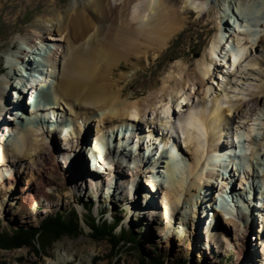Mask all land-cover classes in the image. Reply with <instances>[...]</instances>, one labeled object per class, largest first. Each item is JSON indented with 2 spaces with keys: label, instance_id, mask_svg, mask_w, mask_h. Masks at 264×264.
I'll return each instance as SVG.
<instances>
[{
  "label": "bare ground",
  "instance_id": "bare-ground-1",
  "mask_svg": "<svg viewBox=\"0 0 264 264\" xmlns=\"http://www.w3.org/2000/svg\"><path fill=\"white\" fill-rule=\"evenodd\" d=\"M27 1L33 3L37 0ZM226 1L228 8L221 4L220 0H184L179 6L171 0H74L66 8H58L57 2L53 1L54 8L50 12L52 22L49 25H36L34 30L36 35L22 38L21 41L24 45L14 54L15 58L11 56L9 60L10 72L6 76L4 75L0 82V121H2L4 112L11 105L8 97L10 88H15L13 90L17 91L18 83L27 82L25 76L30 77L31 80L29 81L32 82L31 85L35 86V89L37 87L44 88L50 82L49 79L52 78L50 89L54 95V111H52L50 118L48 114L42 115L40 121L49 123L48 129L53 127L57 129L58 136L65 138L68 135V139H64L65 141L68 140L67 147H69L68 144L75 142V139L79 141L83 137L81 131L84 129L90 132L86 128L91 119L95 118L99 123H103L102 131H97L95 146L89 150L86 147L88 153L96 156L97 163L94 169L87 170L86 159L79 157L75 162L72 160V168H69L71 171H67V175L71 179L78 176L76 164L78 162L83 170V172L81 170L82 176L79 178V183L81 181L83 186L87 187L88 181H90L91 186L96 185L100 189L107 184L109 186L106 188H110V185L114 184L112 187L114 188L113 195L119 193L125 196L129 193L133 199L137 198V200L143 195L144 205L142 208L146 215L145 219L151 223L156 232L158 231L159 237L166 238L165 242L167 243H169L171 236L177 235H180V239L184 241L182 236L185 234V227L190 222H195L192 232L194 235L198 234L197 230L200 223H204L203 208L205 205L207 206V201L212 203V198L208 199V195H205L207 201L204 200L205 196L202 198V193L205 190L204 185H206L204 180L213 175L217 176L214 174L217 173L214 172L217 171L214 167L218 166L220 162L222 163L221 160L219 162L218 156H212V149L216 150L215 153H222L219 150L224 144V138L230 145L233 118L240 119L241 124L248 120L247 125L251 127L249 123L256 119L253 118V115L249 116V111L252 108H259L263 109L264 112V2L259 0ZM209 2L212 3V6L208 5V7ZM217 2H219V10L215 12ZM210 8L214 9L212 13L215 12L217 20H219L218 34L213 39L206 55L198 60L196 70H194L193 57L189 56V58L186 53L177 54V57L185 56L183 61L178 62L172 69H167L168 71L164 73L163 77L161 71L159 76L162 79L159 77L151 84L149 83L148 92H150L151 98L146 101L137 100L136 97L139 96L140 92L141 94L144 93L141 89L138 90L139 92L137 90L132 93L128 92L130 85L138 80L141 75L139 69L133 64V60L139 62L145 57L151 59L154 55L153 51L158 50L159 52L165 49L171 37L188 22L192 12L200 17L201 23L205 26L210 24L212 20L207 18ZM228 11L230 12L227 13ZM222 12L226 15L222 16ZM230 13L236 17H233L236 20L233 24L235 29L231 27ZM213 30L210 28L208 32ZM36 55L43 58V63L46 64L44 68L38 64L40 62H37L39 60H37ZM19 65L23 67L21 68ZM237 66L238 68H236ZM33 67H37L40 71L38 72ZM129 67L130 70L135 68L132 75H128L125 71ZM258 67L261 71L256 69ZM249 68L253 70L250 76L260 78L259 84H250L248 89L242 88L243 91H249L248 99L235 102L236 96L231 95V93L232 90H238L239 85L233 82V77L237 76L239 70L246 71ZM145 69L147 73L151 70V68ZM25 70L30 75L25 73ZM154 73L151 72L150 76L152 77ZM216 74H219L222 80L219 79V89L213 92L215 90L214 82L217 81ZM44 77L47 78L46 81L42 80ZM14 79L18 82L16 83ZM146 81H148L147 78L142 81V84L144 85ZM160 84H162V88L159 87ZM251 89L255 91L251 92ZM200 95H203V98L199 97ZM211 97L212 99L209 100ZM28 106L31 107L29 103ZM55 107H58V113L55 111ZM56 115L61 120L62 117L68 118L70 123L57 128ZM25 116H20L18 112L16 114L17 126L6 130V134L4 130L1 135L0 184L5 183L7 176H9V180H12L11 161L16 162L15 160L22 158V156L29 159L36 157V162L40 161L43 146L41 142L43 139L41 140L40 136H44L40 129L44 125H40L38 128L34 124V117ZM176 118L179 120V126L185 138L184 147L186 151H182L181 157L183 158L180 162L185 164L183 167H187L186 174L182 173L183 169L178 162L179 160L174 158V147L168 146V141L173 138V130L170 124ZM131 120L136 122L142 120L149 125L147 126L151 133L144 135L145 137L141 134L139 137L141 140L148 139L147 147L143 146L137 149V144L132 148L129 146L128 141L130 139L128 137L131 138L133 134L128 132V129L134 127L133 131L136 132L134 135H139L136 125L129 123ZM113 123L120 125L122 136H124L123 142L117 147L115 143L111 142V136L107 135V132L116 128L108 127V124ZM159 125L169 132L167 136L165 132L162 134V140L155 133V126ZM238 127L242 129L241 126ZM253 132L254 129L250 128L242 136H240L242 133H235V137L236 139L243 137L245 143L258 147L255 148L257 151L252 153L256 160L252 164L256 163V165L261 166L264 165L263 159L261 160V157L264 158V152L262 153L261 150L264 134L253 136ZM46 136L48 137V135ZM125 138L128 140H124ZM158 138L162 143L163 149L161 151L164 150V147L168 150V158H171L169 160L165 158L168 161L164 162L163 152L159 156V151L153 144V141L158 140ZM127 147H130V151ZM146 150L149 153L147 155L149 161L145 160L146 156L145 158L142 157ZM155 151L158 153H154ZM230 152H232L231 149ZM133 153H136L134 154L136 158L130 162L128 157ZM152 154L155 156L153 157ZM151 155L153 158H149ZM156 156L159 157L157 160H151ZM188 157H192V159L188 161ZM185 160L188 161L187 165ZM214 160H216L215 164L213 163ZM229 160H231V156ZM146 163L151 165L145 168L144 164ZM224 164L222 163V165ZM131 165L134 166L132 170L134 178L131 182L127 181V184H122L121 180L124 178L122 167ZM33 167H30L32 181L47 182V177L43 176V170L37 168L38 170L35 171L34 168L36 167ZM253 168L250 169L249 167V171L246 170L243 173L246 174L245 177L255 174L257 169ZM102 169L109 170L112 175L114 174L111 181L87 180L86 177L89 175L87 171L95 173L94 170H96L99 173ZM162 169H165L168 179L164 187L165 210L158 212L153 189L157 188L156 180L161 176ZM24 170L23 168L20 171L23 172ZM140 175L143 180L148 181L147 185L151 186L152 191L144 192L137 180ZM233 177L231 178L234 179ZM221 178L219 196L222 198V194H229L227 192L228 190L230 192V189H227L225 185L227 178H224V175L223 177L219 176V180ZM242 181L239 183L241 187ZM228 182L232 183L229 179ZM252 185H250L249 193L252 191ZM206 190L211 191L210 188ZM46 193L44 191L43 195L47 196ZM109 193L111 194V192ZM230 194L232 197L226 195L224 200L227 202L229 199L231 204L228 202V206L223 211L234 218L233 222L239 228L238 240L244 244L248 232H252L256 224L255 217H253L257 210H255L254 202L257 200L264 201V191L261 194L257 192L254 196L253 194L249 197L245 195L246 198L251 199L250 202L241 193L235 194V190H232ZM197 197L200 198L197 200ZM22 199L19 204L21 209L31 202L29 194L24 195ZM202 204L204 205L202 206ZM231 206L234 210L229 209ZM241 206L245 210L248 209L247 211L252 215L246 218V213L237 209ZM219 215L214 214V218H211L210 222H206L211 226L207 228L205 233H207L206 242L210 244L213 242L214 245L217 242L216 246L222 247L227 235L224 233L226 229H223ZM217 216L219 219L215 218ZM197 218L200 219L198 223ZM256 258V254H252V261Z\"/></svg>",
  "mask_w": 264,
  "mask_h": 264
},
{
  "label": "rangeland",
  "instance_id": "rangeland-1",
  "mask_svg": "<svg viewBox=\"0 0 264 264\" xmlns=\"http://www.w3.org/2000/svg\"><path fill=\"white\" fill-rule=\"evenodd\" d=\"M53 1L57 2L56 6L58 8L59 7L66 8L69 4L73 3L74 0H37L33 3L28 2L27 0L1 1L0 70L3 71L5 68L7 69L4 70L2 75H0V82L4 77V75L6 76V74L10 72L8 63L9 60L11 59V56L15 58L14 54H16L19 48L24 45L21 39L28 36L29 37L35 36L36 31L34 30L36 25H40V24L49 25L52 22L51 20L52 17L50 12L52 8H54V6L52 5ZM183 1L184 0H171V2H173L178 6L181 5ZM259 1L264 2V0H259ZM220 2L221 4L225 5L226 8H228V2L226 0H220ZM208 5L212 6V3L210 4L209 2L207 6ZM210 9L211 10L207 18L212 21L207 26L201 23L200 17H198L195 12H192L191 16L188 19V22L184 25V27L180 31H178L171 37L168 46L165 49L161 50L162 53L161 51L158 52L157 50L156 52L153 51L154 55L151 57V59L145 57V59L143 58L142 61L139 62L133 60V64H135L136 68L139 69L141 75L139 76L138 80H136L133 84L130 85L128 89L129 93H132L135 90L139 92L138 90L141 89L144 93L141 94L140 92L139 96H137L136 99L141 101H146L150 99L151 95L150 92H148V85H150L152 81H154L159 77L162 79L163 75H165L164 73L168 71L169 68L172 69V67L177 65L178 62L183 61V59L185 58V56L177 57L176 56L177 54L186 53L188 57L189 56L193 57L195 62L194 70H196L198 60L201 59L204 55H206L207 51L209 50L212 44L213 39L218 34L217 30L219 29L218 28L219 20H217V14L215 12L219 10V2H217L216 11L214 13H212L214 9L213 8ZM229 12L230 11H228L227 13ZM223 15L226 14L222 12V16ZM230 15L231 17L229 19H230L231 27L235 29L233 24L236 21L234 20V18L236 17L233 16L232 13H230ZM210 28L214 30L209 33L208 29ZM37 55H36V58L38 57L37 60L41 61L38 64H41L42 68H44L46 64L43 63L44 62L43 58ZM38 64H36L37 67ZM19 66L21 68L23 67L22 65ZM34 68L36 70V67H33V69ZM145 68H151V70H149L147 73L145 72L146 71ZM236 68H238V66ZM258 68L256 69L261 71V69ZM134 69L135 68L130 70L129 67L125 71L127 72L128 75H132V73H134L133 72ZM161 71L163 73L162 77L159 76V73ZM24 72L28 73L26 72V70ZM31 72L32 71H30V73ZM151 72L152 73L155 72L152 77L150 76ZM252 72L253 70L251 68H249L246 71L239 70V73H237V76H235L237 78L235 79V77H233V82L239 85V89L232 90L231 93V95L236 96L235 102L245 101L248 99L247 94H249V91L248 90L243 91L242 88L248 89L249 88L248 85L250 84L253 85L259 84L260 78H257L255 76H250ZM216 77H217V81L214 82L215 90H213V92H216V90L219 89L218 86L220 79L219 74H216ZM146 78L148 79V81H146L143 85L142 81L146 80ZM49 80L51 82L52 78ZM221 80L222 79H220V81ZM15 81L16 83L18 82V80ZM159 87L162 88V84H160ZM252 91L255 90L251 89V92ZM199 97L203 98V95H200ZM197 99L198 97L196 98V100ZM211 99L212 97L209 100ZM22 104L23 102H21V105ZM11 105L17 106L14 103H11ZM11 105L4 112L2 121H0L1 122L0 144L2 140L1 135L3 131L5 130V134H6L7 133L6 130H10L15 126H17L16 123L18 120L16 118V115L13 114L12 112V110L14 109ZM16 110H18V108ZM18 112H20V110ZM252 115L253 118H255L256 120L249 123V126L251 127H248L247 125L248 120L246 122L244 121L241 124L240 119H238L237 117L233 118L231 124V129L233 130L230 131V135L233 134L234 132L237 134L242 133L240 135L242 136L245 133H247L250 130V128L254 129L253 136H256L258 134L263 135L264 134L263 109L252 108L249 111V116ZM20 116H24V115H20ZM151 118L153 117L151 116ZM138 122L136 123V128L138 127V132L141 130L143 131L145 129L142 133V136L145 137L146 135H148L147 131H150L148 128L149 125L145 121L141 120L140 122L143 124H141L140 126V124L138 125ZM102 124L99 123V121L96 120L95 118L91 119L90 122L88 123V127L86 128L87 130L89 129L90 132H87L84 129L83 131H81L83 137L79 141L78 140L76 141L75 139V142L68 144L69 147L72 146L73 148L67 147L66 144L68 143V140L67 141L64 140L65 138L68 137V135L67 137L65 136L64 138L63 136L61 137L58 136L57 134V139L53 138L52 142L49 141V139L45 137V135L40 136V139L41 140L43 139V141L40 140L43 145L40 161L38 160V162H36L35 159L36 157L29 159L24 156H22V158L20 159L17 158V160H15L16 162L11 161L10 166L13 169L11 170V172L14 178L11 177L12 180H9L10 179L9 176L7 177L5 176L6 177L5 183L0 184V232L10 233L12 230L17 229L20 226L37 228L41 223V221L43 220V218L49 215H55L58 212L59 213L72 212L74 210L79 214L80 217L79 226L82 234L78 237L63 236L58 239L50 238L47 241L45 240L44 242H42L40 238L36 237L33 241H31L32 244L30 246L25 245L20 248H11V249L0 248V264H142V261L145 260L152 261V259L155 258L163 262V264H176L177 262L182 264H264V251H263L264 201L262 200H257L256 202H254L256 205L255 210L257 209L255 211L256 215H253V217H255L256 224L253 231L248 232V237L247 240L244 242V244L240 240H238L237 235L239 234L238 233L239 228L233 222L234 218H232V216H229L230 214L226 213V211H223V209L219 213L220 215L218 214L221 223L223 224L224 227L223 229H226L224 233L227 235L225 241L223 242L222 247L216 246L217 242L215 243V245L213 242L212 244L206 242L207 233L205 232L207 231V228L211 226L209 223H206L209 222L206 220H203L204 222L203 224L200 223V227L197 230L198 234L194 235V232H192L194 230L193 223L195 222H190V224L187 225V227H185L184 230L185 234L184 236H182L184 238V241L180 239V235H177L174 237L171 236L169 243H167L165 242L166 238L159 237L158 231L156 232L151 226V223H149L145 219L146 215L142 208L144 205L143 195H141V197L138 198V200L137 198L133 199V196H131L129 193H127L125 196H122L119 193L113 195L114 188L112 187H114V184H111L110 188H106L109 186L107 184V186L106 185L105 187L102 186L100 189L96 187V185L91 186L90 181H88L89 182L88 184L90 186L88 184L87 187L83 186L81 181L79 183V178L82 176L83 170L78 162L76 164L78 170L77 172L79 174L74 179H71L67 175V171H71L69 168H72V160L75 162L76 160L79 159V157L85 158L86 166L88 168L87 170H90V168L94 169L95 164L97 163L96 156L94 157L93 154L88 153L89 152L88 150L89 148L95 146L97 139L96 136L97 131L98 130L102 131ZM170 125H171V129L173 130L172 133L173 135L177 134V130H179L182 133V130L180 129L179 126V120H177V118L176 120L173 119ZM238 126H241L242 129H240ZM141 127L143 128L140 129ZM158 127L160 128L159 130L162 132V134H164V132L165 133L168 132L165 129H163L160 125ZM133 128L134 127L132 128L130 127L128 129V132L132 133L133 136H135L134 133L136 132L133 131ZM155 128L157 127L155 126ZM140 135H141L140 133L139 135L136 134V136L138 137H140ZM174 137L175 136H173V138ZM60 138L62 140H60ZM128 138L130 139V137ZM242 138L237 137L238 140H241ZM82 140H83V144H82ZM147 140H142V141L146 143ZM223 141L224 144L219 151H223L225 149L224 146H226L227 143L229 145V142L226 141L225 138ZM129 144H130L129 146H131L132 148L130 142ZM153 144L155 148L160 152L159 156H161L162 155L161 153L162 152L164 153L165 151V149L164 151H161V149H163L161 147L162 144L161 140H159L158 138V140L153 141ZM86 147L88 148V150L86 149ZM255 148L258 147L249 145L245 142L240 143V148H238L237 150L238 155H240L238 156L239 158L238 162L243 164V166L240 165L241 167L240 169L243 175V177H241V180L243 179L245 180V178L251 176V175H247L245 177L246 174H243L246 172V170L249 171L248 170L249 167L250 169H252L253 165L256 166L257 171L255 172L256 175L254 176L256 178L257 176L259 177L256 179L257 180L256 183L259 182L260 185L262 186V189L259 192L261 194V192L264 190V182H263L264 165L259 166L256 165V163L252 164L253 161L256 162L252 154L257 151L255 150ZM148 150L150 149L148 148ZM183 150L186 151L184 146L179 148L180 156H182ZM261 150L263 153L264 143ZM152 155L153 157L155 156V154ZM152 155L151 158H153ZM155 158L151 160H157L159 157L156 156ZM191 159L192 157L187 158L188 161H190ZM262 159L264 164V158L261 157V160ZM145 160L149 161L147 158H145ZM164 160L168 161L169 159L168 160L164 159ZM92 161L94 162V165H91ZM233 161L235 162V160ZM185 162L187 161L185 160ZM179 163L182 165V169H183L184 164L181 162ZM33 166L36 168H34ZM30 167L31 168L33 167L35 171H37L38 169L43 170L42 173L43 176H45V178L47 177V182L40 183L39 181L36 182L32 181V174ZM133 167L134 166L132 165L122 167L124 172L123 175L124 178L121 180L122 184H127L128 182H131L133 180L134 178L133 177L134 173L132 171ZM4 168L6 167L4 166ZM23 168L25 170L23 172L20 171ZM163 170L165 171V169H162V171ZM94 171L95 173L87 171L89 172L88 174L93 177L92 178L88 175L86 177L87 180L94 179L96 181L97 179H99L101 181L105 180L109 182L114 176V174L112 175V173L106 169L100 170L99 173L96 170ZM210 172L212 173V171ZM233 172L235 174L238 173V171H235V169L233 170ZM215 176L216 175L207 177L206 180H204V183L206 184V186L210 187L211 192L212 191L217 192L216 194L218 196L220 190L219 186L217 187L218 189L213 186L211 188L210 186L211 179L215 178ZM220 177H223V175L221 174ZM228 179L229 178H227V180ZM137 180L141 188L144 190V192L148 193V191L150 190V188H148L149 185L146 184L148 183V181L145 182V180H143L141 175L138 176ZM227 180L225 182V185L227 189H230V192L229 194L226 195H229V197L231 198L232 194L230 193L232 190H235V194H240V193L244 194V191H242L241 188H239L240 184L238 180L234 182V179H231L232 183L229 182L227 183ZM164 182L167 183V180H165V178H164ZM43 184L45 185V187ZM162 187H158L156 194L154 193L153 195L156 201L155 203L158 205V207L156 206L158 212H162V211L164 212L165 210V189L164 187L163 188ZM44 191L45 193L47 191L46 193L47 196L43 195ZM109 192H111V194ZM211 192L210 190H206L204 196L206 194L208 195V193ZM27 194H29V196L31 197V202L28 204V206L21 209L19 204L21 202V199L24 198V195ZM251 194H253V191L249 193V196ZM198 198L200 197H197V200ZM206 203H209V205L211 204L208 201ZM203 205L204 204H202V206ZM243 206L240 207L243 209H240L239 207H237V209L244 211L247 216L246 218H248L249 216L252 215V213L250 214V212L247 211L248 209L245 210ZM229 209L234 210L232 209V206ZM88 210L90 211L88 212ZM187 211L190 212L189 210ZM207 217H208L207 220L211 218L209 215ZM215 218H218V216ZM92 219L94 220L96 219V222L98 223L106 221L108 224H111V226L116 224V220L119 219L114 230V236L120 237V235L123 234L121 232L124 231V233H127V238H130V234H132V236L134 234V236L137 239H135V242L131 241V243H128L130 241H127L128 240L127 239L126 240L127 242L126 241L122 242L118 246H114L113 240L108 236H106L104 239H98L96 238L98 237V235H96V233L93 232L92 229L88 226L91 225ZM198 220L200 219L198 218L196 219L197 223L199 222ZM252 254H256L257 257L254 261H252L251 259Z\"/></svg>",
  "mask_w": 264,
  "mask_h": 264
},
{
  "label": "trees",
  "instance_id": "trees-1",
  "mask_svg": "<svg viewBox=\"0 0 264 264\" xmlns=\"http://www.w3.org/2000/svg\"><path fill=\"white\" fill-rule=\"evenodd\" d=\"M90 210H88L89 212ZM79 214L76 211L56 213L55 215H49L41 221L37 228L20 226L10 233L0 232V248L11 249L20 248L25 245H31L36 237L40 238L42 242L48 239H58L63 236L78 237L82 234L79 226ZM119 219L116 220V224H108L106 221L98 223L96 219H92L91 225H88L93 232L98 235V239H104L106 236L113 240L114 246H118L120 243L130 241L128 243L135 242L137 239L134 234H130V238H127V233L122 231L120 237L114 236V230ZM129 236V235H128ZM126 241V242H127ZM151 262V263H150ZM142 264H163L157 258L147 261H142ZM176 264H182L177 262Z\"/></svg>",
  "mask_w": 264,
  "mask_h": 264
}]
</instances>
